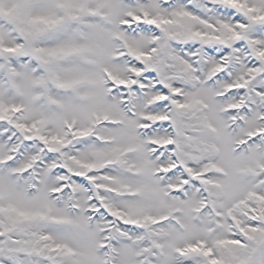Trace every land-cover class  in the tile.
<instances>
[{
	"label": "snow or ice",
	"instance_id": "obj_1",
	"mask_svg": "<svg viewBox=\"0 0 264 264\" xmlns=\"http://www.w3.org/2000/svg\"><path fill=\"white\" fill-rule=\"evenodd\" d=\"M0 264H264V0H0Z\"/></svg>",
	"mask_w": 264,
	"mask_h": 264
}]
</instances>
